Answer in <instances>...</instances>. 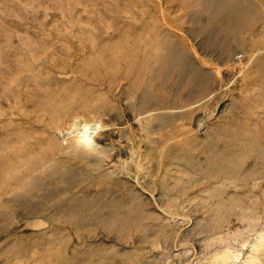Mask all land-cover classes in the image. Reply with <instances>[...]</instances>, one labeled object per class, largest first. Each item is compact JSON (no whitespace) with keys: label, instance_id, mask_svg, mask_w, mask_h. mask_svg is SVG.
Listing matches in <instances>:
<instances>
[{"label":"rangeland","instance_id":"374dc122","mask_svg":"<svg viewBox=\"0 0 264 264\" xmlns=\"http://www.w3.org/2000/svg\"><path fill=\"white\" fill-rule=\"evenodd\" d=\"M0 264H264V0H0Z\"/></svg>","mask_w":264,"mask_h":264},{"label":"bare ground","instance_id":"6f19581e","mask_svg":"<svg viewBox=\"0 0 264 264\" xmlns=\"http://www.w3.org/2000/svg\"><path fill=\"white\" fill-rule=\"evenodd\" d=\"M138 114V113H137ZM121 165V164H120ZM120 170V169H119ZM120 172V171H119ZM129 172V171H128ZM243 233V232H242ZM238 235V234H237Z\"/></svg>","mask_w":264,"mask_h":264}]
</instances>
